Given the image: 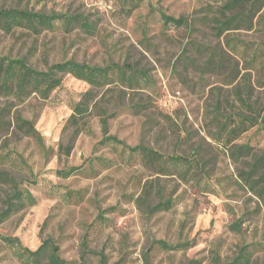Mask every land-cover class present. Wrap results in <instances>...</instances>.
Returning <instances> with one entry per match:
<instances>
[{"label":"rangeland","instance_id":"obj_1","mask_svg":"<svg viewBox=\"0 0 264 264\" xmlns=\"http://www.w3.org/2000/svg\"><path fill=\"white\" fill-rule=\"evenodd\" d=\"M128 1L139 6L129 12ZM227 1L0 0L3 8L89 24L0 29V55L39 70L74 60L128 64L147 75L135 88L95 90L85 124L69 120L91 87L70 73L47 100L0 96V212L9 191L2 174L37 197L36 205L0 221V264H21L5 241L13 237L31 250L51 239L71 264H228L246 246L250 264H264V206L241 177L250 158L230 154L247 143L254 153L264 151V130L254 126L229 146L214 138V118L250 113L240 97L264 115V5L247 24L220 33ZM161 12L184 16L189 26L165 27ZM23 120L42 142L25 133ZM104 135L165 155H195L203 171L191 179L173 168L158 172L139 156L99 144ZM71 166L85 171L58 174ZM159 241L187 246L165 249Z\"/></svg>","mask_w":264,"mask_h":264},{"label":"trees","instance_id":"obj_2","mask_svg":"<svg viewBox=\"0 0 264 264\" xmlns=\"http://www.w3.org/2000/svg\"><path fill=\"white\" fill-rule=\"evenodd\" d=\"M128 5L129 12H132L139 6V3L130 1ZM263 5L264 0H228L223 5L222 19L217 21L218 31L221 33L225 29L247 24L249 16L257 13ZM161 19L165 27L182 28L189 26V20L184 16L176 18L161 12ZM55 21H64L66 24L79 22L84 27L89 25L82 17L66 14L47 15L18 8L0 7V29L5 32H11L14 28L22 26L38 32L41 29L54 26ZM69 73L87 82L91 87V90L81 95V101L76 102L73 106V115L70 117L69 122L74 125L85 124L86 118L94 114L91 103L97 96L95 90L116 85L135 88L141 78L147 77L145 73L133 66L115 62L98 66L67 60L54 64L47 70H39L29 65L24 58L0 55V96L13 98L18 102H25L33 95L38 96L42 100H47L52 92L61 86L63 75ZM240 102L250 113L224 115V121L218 117L214 118L218 127L214 138L218 142H223L225 146H229L235 138H238L243 132L254 126H258V130H264V115L255 112L249 98L240 97ZM94 106L97 108L98 103L96 102ZM100 115H103V113H100ZM102 122L106 125L105 118H103ZM22 123L26 125L24 127L26 134L34 136L40 142L43 141V137L30 123L25 120ZM104 130L106 132L107 129L104 128ZM99 144L115 146L116 148L120 147L123 154L127 153L129 157L139 156L147 167L155 168L161 173L170 172L171 168H173L182 171L184 178L189 177L191 179L203 171L195 155H165L143 144L131 146L112 135H104ZM230 154L236 160H239L242 156L250 158L248 169L242 171L241 177L249 190L258 197L264 206V151L254 153L252 146L247 143L234 148L230 147ZM95 160L107 166L112 162L110 159L100 157L95 158ZM89 168L94 170L92 167ZM84 171L83 166H71L58 171V174L62 177H69ZM1 177L9 186V191L6 194L5 207L0 212V221L6 220L12 214L24 208L37 204V197L30 189L20 186L17 180L7 175L2 174ZM70 193L67 192V194ZM113 209L111 208L110 210ZM5 241L15 249L16 256L21 264H71L61 257L59 247L51 239L44 240L36 250H31L24 246L16 237L5 238ZM159 244H162L165 249H179L182 246H187L170 245L162 241H159ZM252 254L253 250L246 246L228 264H250ZM81 264L88 263L83 261ZM101 264H105L104 261H101Z\"/></svg>","mask_w":264,"mask_h":264}]
</instances>
